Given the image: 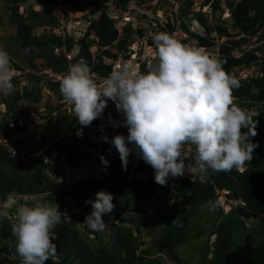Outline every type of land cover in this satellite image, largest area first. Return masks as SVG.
Instances as JSON below:
<instances>
[{"label":"trees","instance_id":"1","mask_svg":"<svg viewBox=\"0 0 264 264\" xmlns=\"http://www.w3.org/2000/svg\"><path fill=\"white\" fill-rule=\"evenodd\" d=\"M2 1L10 13L9 24L15 27V39L19 47L29 50L28 55L23 58V66L13 64L16 71L22 73L25 69L36 72L33 59L39 58L43 60L46 70L65 76L71 65L83 60L100 80L113 70V64L106 63L105 60L115 62L120 57L127 59L128 48L134 40L133 35L137 39H143L145 36L143 29H133L129 22L121 30L118 29L115 20L107 13L109 3L125 12L131 0H62V7L70 13L89 8L99 11V16L89 20L86 31L78 39L71 36H56L51 32L34 35L35 29L45 27L51 29L58 25V17L53 11L45 7L38 12L26 5L27 0ZM48 1L55 3V0H37L40 6H45ZM182 1V5L175 12L176 18L180 20L182 32L188 36L187 39L181 40L182 43L188 45L187 42L194 39L196 47L209 49L216 46L215 39L211 37L212 33H217L218 38H225L218 46L217 57L225 61L224 70L240 82V87L233 91L236 103L239 107L247 109L258 121L256 128L258 134L251 139L259 146L253 151L252 161L246 162L242 170L233 169L228 173L211 175L206 183H201L195 172L190 178L169 177L167 183H172L169 188L167 184L160 186L154 182L153 169L135 155L134 151L137 150L129 144L133 151L128 157L126 170H122L119 155L108 156L107 171L99 180L93 179L73 187H64V184H61L56 196H53L55 185L50 175L47 176V172H51V176L55 175L56 179L63 177L64 172L56 163L57 160L64 159L72 167H77L81 162L92 163L95 153L107 155L114 148L111 145L114 136L126 137L128 133L124 126V128L103 126L101 131L98 118L90 125L99 129L98 141L92 142L88 138L90 126L81 127L74 113L63 115L58 121L52 116L55 109L48 107L47 125L61 124L62 127L59 130L49 127L51 141L48 146L38 147V151L42 150L41 155L34 159H22L19 155L13 157L11 150L0 146V163L8 165L17 173L11 179L0 183V200L5 201L13 191L21 196L49 193V204L58 205V210L67 216L54 229L57 238L53 243L57 246V257L46 261L45 264H160L159 259L153 258L154 252L151 249H141L146 244L143 240V229L148 230L156 224L161 226L157 239L160 248L179 264H191L177 256L175 250L187 241V227L192 220L201 219V209L205 204L208 205L207 201H212L216 205L213 211L215 217L209 222L210 229L206 232L203 261L198 264H233L234 255L238 251V239L243 237V232L247 230L245 223L252 216H258L256 228L259 240L256 246L250 249L251 257L247 263L264 264V0H225L231 29L237 31L236 36L242 35L238 39L229 34L224 23L207 24L205 15L201 13H193L190 19H197L205 35L190 32L188 30L190 19L187 18L192 13L193 0ZM146 2L147 0H138L140 5ZM21 6H25L24 16L18 14ZM205 6L211 7L212 13L221 11L220 0H204L201 7ZM168 28L171 32L174 30V26ZM258 33L262 44L247 49L249 39ZM91 35L93 39L90 38ZM148 44L153 45V42L150 40ZM74 47H77L76 55L69 60L66 55ZM92 47H96L94 53L90 52ZM60 49L63 50L62 53L55 55L54 50ZM111 49H115V53H111ZM251 65L258 68V75L240 79L236 69H247ZM147 71L148 68L143 63L139 72ZM24 76L29 87L22 86L19 89L17 87L19 79L14 77L13 94L0 95V102L6 109L0 121V134L10 124L14 126V136L24 131L32 121L30 105L40 102L42 87L54 93L58 101L65 100L59 90L61 80L52 81L45 75L31 72L24 73ZM21 102H25V105L19 106ZM70 110L72 111V107ZM102 116L106 120L114 119L121 123L124 119L121 113H113L110 107L104 109ZM20 122L23 125H20ZM78 132L82 135L80 139L76 136ZM104 136H107L108 142L103 141ZM13 146L19 153H34L31 146L24 144L20 138L15 139ZM193 156V153L190 154L188 159L190 161L185 160V163L191 165ZM26 168H31V171L19 174ZM99 191L113 194L112 203L115 205L113 212L118 216L122 212L128 213L113 224L109 234L112 239L111 248L101 243L99 233H92L84 225L85 230L99 240L95 248L90 247L81 238L80 229L76 226V221L84 220L92 211L91 204H86L85 201H94L95 194ZM221 194L227 200L238 203L225 214L218 202ZM156 195H159L158 200L154 199ZM155 203L160 206L159 209L153 207ZM72 207L80 209V214L72 213ZM13 225L0 219V264H22V259L16 257L15 238L11 232ZM211 237L214 239L209 243Z\"/></svg>","mask_w":264,"mask_h":264},{"label":"clouds","instance_id":"2","mask_svg":"<svg viewBox=\"0 0 264 264\" xmlns=\"http://www.w3.org/2000/svg\"><path fill=\"white\" fill-rule=\"evenodd\" d=\"M153 43L156 62L149 65L146 73L122 67L98 83L97 75L83 60L70 66L59 90L72 105L78 124L90 126L102 117L108 101H112L124 119L122 123L111 119L109 122L113 127H126L128 133L111 140L119 153L116 155L122 170L127 169L134 148L139 158L151 166L154 182L160 186H165L169 177L184 176L190 166L201 183H206L211 175L242 169L252 161L253 151L259 145L251 139L258 134V121L238 106L233 95L240 82L224 70L225 61L202 47L184 44L164 32L154 34ZM15 73L10 54L0 49V94H13ZM102 139L108 142L107 136ZM193 149L192 164H186ZM100 159L106 168L108 161ZM112 201L113 194L105 191L97 192L94 201L86 200L92 211L82 225L92 233L108 232L102 217L114 211ZM207 203L209 210L215 211L216 205L212 201ZM8 215L7 210H0V217ZM16 217L15 221L1 219L14 224L11 232L22 264H45L56 258L54 229L67 218L58 205H21L16 209Z\"/></svg>","mask_w":264,"mask_h":264},{"label":"rangeland","instance_id":"3","mask_svg":"<svg viewBox=\"0 0 264 264\" xmlns=\"http://www.w3.org/2000/svg\"><path fill=\"white\" fill-rule=\"evenodd\" d=\"M62 0H55V3L52 1H48L45 6H40L37 0H27V6L32 7L36 11L40 12L45 7L51 9L53 13L58 17V25L54 26L53 28H39L33 31L34 35H40L43 32L53 33L56 36L64 37V36H71L74 39L80 38L86 28L88 26L89 20H94L99 16V11L95 8L83 9L81 11H77L74 13H70L65 10L61 5ZM204 0H193V5L191 8L192 13L188 15L187 19L193 17V13H201L204 14L207 20V24L209 25H223L228 28L229 34L232 36H236L237 31L231 29V22L229 18V13L227 7L225 5V0H220V12L212 13L211 7H201L202 2ZM235 1V0H229ZM182 0H147L144 4H138V0H131V2L127 5V11L121 12L119 9L114 7L113 3H109L107 7L108 15L113 18L116 22V27L121 30V28L126 25L127 22L131 23L133 29H143L144 30V38L137 39L135 35H133V43L129 46V56L127 59L120 57L115 62L110 60H105L106 63L113 64V71L118 70L122 67L129 69L133 72H139L141 65L144 63L145 67H149L150 64L156 62V47L155 44L149 45L148 41L153 42V35L156 33H168L174 36L178 40L187 39V35L182 32L180 28V20L176 18L175 12L177 9L182 5ZM25 6L19 7L18 14L25 15L24 12ZM10 13L7 9V5L0 0V49L7 51L10 54L12 64H18L23 66V58L28 55V48L21 49L15 39V27L9 24ZM192 20V19H191ZM190 20V21H191ZM190 23H188L189 25ZM168 26H174V30L171 32ZM205 35V33H204ZM242 36V35H241ZM241 36H236V38H240ZM212 38L215 39L216 46L205 49L210 55L217 57L218 54V46L225 41V38H218L217 33H212ZM90 38L93 39L91 35ZM260 33L255 35L254 37L249 39V44H247V49L251 47H255L262 44V41L259 40ZM188 45L192 47H196V41L194 39L189 40L187 42ZM62 49L54 50V54L58 55L62 53ZM96 51V47H92L90 49L91 53ZM77 52V47H74L73 50L66 55L67 59H72ZM111 53H115V49H111ZM239 55V53H236ZM258 55H261L258 53ZM33 63L36 67V72L30 71L25 69V71L18 72L16 71L14 77H18L19 81L17 87L21 89L22 86H28V81L24 76V73H34L41 76H47L52 81L62 80L64 77L63 74L56 75L51 73L49 70L44 68L43 60L42 59H33ZM238 76L240 79H247L249 77H255L258 75V68L255 65H251L249 68H237L236 69ZM103 79L98 80V83H102ZM29 87V86H28ZM2 95V94H0ZM25 102H21L19 106H24ZM31 123H29L24 131L14 136V126L10 124L9 127L5 128L4 131L0 134V146L8 148L11 150L13 157L20 156L22 159H34L37 156L42 154V150L38 151V147L40 145L48 146L49 142L51 141L50 134L51 131L49 127L52 129H60V126L47 125V120L49 118V113L47 112V108L51 107L54 108L55 111L52 113L53 119L60 121V117L63 115H72V111L70 108L72 105L64 101H58L57 97L54 93L50 92L45 87L41 89V100L39 103L31 104ZM110 107L113 113L119 114L116 109L115 105L112 101H108V105L105 109ZM6 112L4 105L0 102V121L2 120L3 113ZM110 119L106 120L102 116L99 118L98 123L100 126H113L110 122ZM112 121H116L111 119ZM20 125H23L20 122ZM119 128H124L123 126H119ZM61 135V134H60ZM58 135V137H60ZM76 136L80 139L82 137L81 133H76ZM57 137V138H58ZM16 138H20L22 142L26 145H30L34 153H19L17 150L14 149V141ZM88 138L92 141H98L99 139V129L90 126L88 131ZM113 154H119L115 148L112 150ZM135 155H137V151H134ZM195 154L194 149L190 154ZM190 154L189 158L190 159ZM96 157V153H95ZM186 159L187 161H190ZM59 165L65 166L64 160H57ZM243 169V168H242ZM241 169V170H242ZM31 168H26L19 172V174H24L26 172H30ZM194 171L192 167H188L186 169L185 175L186 177H191ZM17 173L13 172L8 165L0 163V183L5 180H9L12 177L16 176ZM50 175L51 180L53 181L55 187L52 191L53 196H56L57 192L60 189L61 180L55 179L51 176V172H47V176ZM172 183H167V187L171 188ZM45 187V185H44ZM48 194L49 193H41L37 195H27L21 196L18 195L15 191H13L5 201L0 203V210H7L9 215L7 217H0L5 219H12V217L16 218V209L21 206H28V207H38V206H51L48 202ZM159 197H154V199ZM220 208L223 210V213H227L230 209L234 208L238 205L237 202L227 200L222 194L219 196L218 199ZM154 208L157 207L159 209V205L156 203L153 205ZM209 205L205 204L202 209V217L199 220H192L188 227H187V236L188 239L181 245H179L175 253L184 261H189L191 264H198L202 263V255L205 252V242L207 240L206 232L210 229V220L211 218L215 217V213L209 210ZM72 213L80 214V209L76 207H72ZM151 212V210L149 211ZM14 213V216L12 215ZM128 213L122 212L120 216H118L115 212L109 213L104 215L102 219L105 223H107L109 227V231L105 233H99L98 238L100 239L101 243H103L107 248H111L112 246V239L110 238L109 234L117 221L122 219V216L125 217ZM86 215V214H85ZM82 216V213H81ZM84 220L76 221L77 228L80 229L81 238L85 240L90 247L95 248L96 245L99 243V240L95 238L94 234H89L85 228ZM258 223V216L250 217L245 226L247 228L246 231L243 232V237L238 239V247L237 253L234 255V263L233 264H248L247 261L251 257L250 249L255 247L259 237H258V230L256 228V224ZM161 226L156 224L151 226L150 229L146 230L143 229V240L146 243L141 249H151L154 253L153 258L159 259L160 264H179L175 261L170 255L167 254L165 250H162L160 246L157 244V239L160 236ZM197 235V236H196ZM214 237L209 239V243L213 241ZM15 243V242H14ZM18 257V255H16ZM210 257V256H209Z\"/></svg>","mask_w":264,"mask_h":264},{"label":"built area","instance_id":"4","mask_svg":"<svg viewBox=\"0 0 264 264\" xmlns=\"http://www.w3.org/2000/svg\"><path fill=\"white\" fill-rule=\"evenodd\" d=\"M188 30L194 34L201 35L202 27L196 19L190 21L188 25ZM116 154L112 153V150L108 152L107 155L97 154L92 163L81 162L77 167L70 166L65 160V166L59 165L64 175L60 179L61 183L64 184V187H73L78 184L89 182L93 179L99 180L103 173H106L107 167L101 163L100 157H104L105 160H108V156H114ZM14 216V215H13ZM12 220L16 218L12 217Z\"/></svg>","mask_w":264,"mask_h":264},{"label":"bare ground","instance_id":"5","mask_svg":"<svg viewBox=\"0 0 264 264\" xmlns=\"http://www.w3.org/2000/svg\"><path fill=\"white\" fill-rule=\"evenodd\" d=\"M203 29V28H202Z\"/></svg>","mask_w":264,"mask_h":264}]
</instances>
